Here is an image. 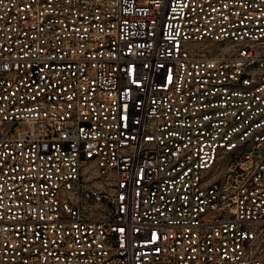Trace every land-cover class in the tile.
I'll list each match as a JSON object with an SVG mask.
<instances>
[{"label":"built area","instance_id":"obj_1","mask_svg":"<svg viewBox=\"0 0 264 264\" xmlns=\"http://www.w3.org/2000/svg\"><path fill=\"white\" fill-rule=\"evenodd\" d=\"M0 264H264V0H0Z\"/></svg>","mask_w":264,"mask_h":264},{"label":"rangeland","instance_id":"obj_2","mask_svg":"<svg viewBox=\"0 0 264 264\" xmlns=\"http://www.w3.org/2000/svg\"><path fill=\"white\" fill-rule=\"evenodd\" d=\"M8 126H9L8 124H5V125L3 126V128L6 129Z\"/></svg>","mask_w":264,"mask_h":264}]
</instances>
